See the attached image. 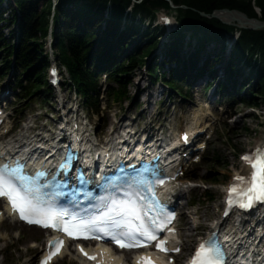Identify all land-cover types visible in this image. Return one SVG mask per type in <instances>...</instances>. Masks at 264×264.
I'll return each instance as SVG.
<instances>
[{
	"label": "trees",
	"instance_id": "16d2710c",
	"mask_svg": "<svg viewBox=\"0 0 264 264\" xmlns=\"http://www.w3.org/2000/svg\"><path fill=\"white\" fill-rule=\"evenodd\" d=\"M54 1L0 0V75L6 77L14 70V89L20 90L18 97L23 95L21 102L41 99L46 103L52 94L47 78L51 57L46 50L51 24L54 56L68 69L70 83L88 109H98L99 79L104 72L119 86L116 91L110 89L115 100L130 97L132 79L128 75L142 66H148L150 81L161 79L185 96L182 85L198 76L214 74L216 64L225 60L222 55L227 56L228 51L224 70L240 93V101L251 106L260 105L258 97L264 101V29H239L201 14L228 8L264 20V0H172L176 8L168 0H56L53 13ZM254 2L260 8V17ZM161 9H176L180 29L167 38L160 53L149 62L161 42L157 30L147 21H153ZM235 31L239 32L237 42L228 50V36ZM183 47L189 55L181 58ZM201 54L204 62L196 68ZM165 66L169 67L167 73ZM244 67L248 68L246 75ZM227 87L225 82L220 83V89L225 91Z\"/></svg>",
	"mask_w": 264,
	"mask_h": 264
},
{
	"label": "rangeland",
	"instance_id": "374dc122",
	"mask_svg": "<svg viewBox=\"0 0 264 264\" xmlns=\"http://www.w3.org/2000/svg\"><path fill=\"white\" fill-rule=\"evenodd\" d=\"M258 15L259 17L261 16L260 11ZM256 19L261 20L260 18ZM221 21L225 24L231 23L239 29L242 27L237 26L235 22ZM153 26H155V23H153ZM4 31L6 34L8 29ZM158 33L159 29L156 31V34ZM231 34L227 39L226 48L228 50L231 48L230 44H235L238 39V31ZM162 39L164 43L167 41L165 35ZM186 49L183 47L181 50V58L183 55L184 57L189 55L185 52ZM188 49L192 51L193 48ZM47 50L49 51V42L47 43ZM157 50L154 51L152 57L148 58L149 62L153 59ZM225 55H222L225 60L216 64L219 71H213L214 74L207 75L203 77L201 82L192 85L190 87L191 92H188L185 100L175 93L168 95V91L165 89L167 87L164 88L160 84L153 85L147 76L148 66H142L133 69L128 75V79H132L128 86L129 98L125 97L119 102H114L111 99V95H109L105 98L106 102L103 104L107 106L104 113L101 115L96 113L89 115L94 128L96 129V125L99 127L96 130L98 134L101 133L100 130L103 129V126L107 125V136H109L113 128L118 126L119 121V125L123 128L129 123L135 124L139 129L162 124L171 130L175 129L177 133L187 125L193 124L194 127H201L204 121L209 122L211 138L208 141L207 149L201 153L200 162L188 168L186 175L188 174V176L192 177L180 183L182 184V189L185 190L184 195L182 194L179 200L181 240L185 243L187 242V233L193 234V240L187 251L192 249L198 237H203L207 234L210 226L218 219L222 209V197L225 194V187L234 173L243 170L240 159L243 152L251 150L257 144L264 145L263 98L258 97L260 103L258 106L242 103L236 99L240 96V93L238 95L235 85L229 82L228 77L227 83L231 84L232 88L230 87V89L228 88L225 91L220 90V92H218L216 84L225 82L221 78L222 75H218L220 79L211 80L219 72L224 71L227 62V56ZM195 67L199 68L200 65ZM241 67L239 66L238 68ZM163 70L167 73L169 72V67L165 66ZM242 70L245 71L243 73L246 75L248 68L244 67ZM64 77L65 82H67L68 75L65 71ZM239 79H242V77ZM14 81L15 78L13 76L7 78L0 75V91L9 90L10 92V102L7 103L9 105L8 122L14 125L12 130V132L15 131L14 135L25 134L27 129L34 126H44L46 129L50 125L55 126L57 121H59L60 115L58 113L59 106L55 100L59 99V97H55L56 92L52 95L50 104L41 101L31 103L24 101L20 103L19 99L12 97L10 86L15 84ZM209 81L214 84L212 83L213 86L210 89H205V83ZM247 82L243 80V83ZM65 84L64 87L62 85V100L66 105L64 112H67L69 107L72 106L70 105V100L72 99L71 97H74V94L70 95L72 93L70 89L72 88L69 89V86ZM227 93L234 94V98H227ZM206 100L207 103L205 104ZM79 109L88 114L84 106H80ZM104 121H106V124ZM197 222H199V227L195 229L193 224ZM186 229L187 231H185ZM42 234L39 233L38 237H36L31 228L19 224L15 225V222L9 219L5 221L0 228V264H26L28 258L34 254L32 244L41 242ZM187 251H183L182 258L178 256V259L180 258L179 264L186 256ZM73 260V256H66L64 260L56 264H77L72 263Z\"/></svg>",
	"mask_w": 264,
	"mask_h": 264
},
{
	"label": "snow or ice",
	"instance_id": "6c2138e0",
	"mask_svg": "<svg viewBox=\"0 0 264 264\" xmlns=\"http://www.w3.org/2000/svg\"><path fill=\"white\" fill-rule=\"evenodd\" d=\"M242 159L250 163L254 171L248 181L247 187L243 189H238L235 185L230 187L229 203L233 202L232 194H235L237 202L244 199L247 200V203H241L242 207H249L254 200L264 199V149L258 148L255 153L245 155ZM23 179V176L16 175L15 168H10L7 164L0 165V196L8 198L13 211H17L21 219L29 223L40 224L45 228H56L73 238H89V223L95 225L96 220H99L100 217L95 218L91 222L80 221L77 223L64 220V213L38 208L28 194L31 190H22L13 182L14 180L22 181ZM236 180L244 182V177H236ZM139 199L141 201L145 200L144 197H139ZM141 207L144 209L143 211H141ZM157 211L159 215H149V213ZM121 213H124V215H121ZM117 215L119 218L112 220V226L114 229H120L118 233L109 232L105 228H98L96 230L110 235L113 242L120 248L146 247L148 243L156 241V233L167 227L168 223L174 219V216L164 212L163 208L157 209L151 204L137 205L135 201H129L125 208L121 209ZM33 216L37 218L33 219ZM146 218L147 223L145 222ZM48 243L53 250L48 253L42 264H48V261L53 256L59 254L64 241L57 239L50 240ZM166 243L167 241L160 240L156 244V247L162 252H167ZM80 251L85 256H88L89 259H96L95 255H89L83 248ZM172 251H179V249H172ZM222 259L223 253L219 247L211 244L206 246L202 243L192 258L191 264H222ZM137 264H155V261L151 260L148 256H141Z\"/></svg>",
	"mask_w": 264,
	"mask_h": 264
},
{
	"label": "bare ground",
	"instance_id": "6f19581e",
	"mask_svg": "<svg viewBox=\"0 0 264 264\" xmlns=\"http://www.w3.org/2000/svg\"><path fill=\"white\" fill-rule=\"evenodd\" d=\"M220 16H221V18L223 19V20H225V21H227V22H235L236 24H237V26H239V27H241V26H244V24H243V21L241 20V19H237V20H234L232 17H230V16H227L226 14H220ZM231 24V23H230ZM161 25H165L163 22L161 23ZM161 27H164V26H161ZM235 44H236V42H235ZM235 44H230V46L231 47H234L235 46ZM233 45V46H232ZM205 57L202 55L201 56V63H203L204 61H203V59H204ZM239 69H241V68H239ZM60 73H61V71H59ZM221 78L222 79H224L225 80V82H226V84L228 85V88H232V85L231 84H229V83H227V76H226V73H223L222 74V76H221ZM150 80V79H149ZM241 81H242V79H239V80H237V84L238 85H241ZM153 85H155V84H160L162 87H164L163 86V84H164V82L161 80V79H159L156 83H153L152 81H150ZM165 88V87H164ZM165 89H167V88H165ZM167 91H168V95H170V94H173L171 91H169L168 89H167ZM144 112V111H143ZM200 130H202V129H200ZM182 131V130H181ZM29 132H27L26 131V133L25 134H18L17 136H15V137H13L9 142H7V143H4L3 144V149L4 150H8V151H13L14 150V147H15V145L16 144H18V143H22V142H24V141H26V139H28V137H29V135L30 134H28ZM184 151H186V149L184 150ZM234 175V174H233ZM182 188H181V186H177V192L180 194V195H182ZM184 195V194H183ZM0 203H1V201H0ZM263 223V221H259V222H256V224H255V227L257 228V227H259L261 224ZM17 224H19V225H21V226H24V227H27V226H25V225H23V224H21V223H19V222H15V225H17ZM31 228V230H33V233H34V235L36 236V237H38V234L39 233H43L42 231L43 230H41V229H39V228H37V227H30ZM185 231H187V229L185 230ZM193 240V234H190L189 232L187 233V236H186V241L187 242H185L184 243V247H183V251H187L188 249H189V247H190V245H191V241ZM36 252H38V249H36L35 250ZM67 252V254L69 253V254H74L75 256H78V254H76L73 250H71V249H68V251H66ZM241 253V251H239L238 252V255ZM183 254V253H182ZM182 254H181V258H182ZM128 255H130V253H124V255H123V257H126V256H128ZM75 262V261H74ZM180 262V261H179ZM179 262L177 263V264H179Z\"/></svg>",
	"mask_w": 264,
	"mask_h": 264
},
{
	"label": "water",
	"instance_id": "95a60500",
	"mask_svg": "<svg viewBox=\"0 0 264 264\" xmlns=\"http://www.w3.org/2000/svg\"><path fill=\"white\" fill-rule=\"evenodd\" d=\"M201 14L205 17L216 18V19H221V20L223 19L221 18L220 14H226L227 16L232 17L234 20L241 19L244 24V26H242L241 28H249V29H255V30L264 29L263 20H259L256 18H250L247 14L239 10L225 8V9L216 10L212 14H207L204 12H202Z\"/></svg>",
	"mask_w": 264,
	"mask_h": 264
}]
</instances>
